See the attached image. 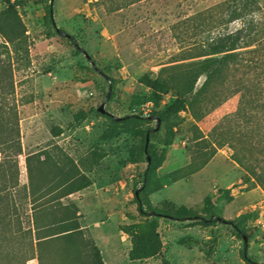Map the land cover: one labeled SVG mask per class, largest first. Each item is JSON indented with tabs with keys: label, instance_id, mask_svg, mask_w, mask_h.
<instances>
[{
	"label": "rangeland",
	"instance_id": "rangeland-1",
	"mask_svg": "<svg viewBox=\"0 0 264 264\" xmlns=\"http://www.w3.org/2000/svg\"><path fill=\"white\" fill-rule=\"evenodd\" d=\"M9 1L25 27L18 51L0 36V51L13 71L20 152L10 163L18 183L28 185L31 156L43 178L57 168L56 178L63 180L74 165L90 184L59 199L77 228L44 241L29 260L27 242L10 238L0 245V264H98L101 252L125 255L133 264H264V230L257 224L264 184L239 140L245 92L228 96L200 120L180 112L171 133L160 127L144 183L149 207L161 214L154 237H149L150 219L137 210L134 191L147 169L141 132L155 122L120 121L147 117L155 108L144 100L151 93L146 78L201 59L179 60L199 51L209 37L240 27L222 8L228 0ZM50 3L54 25L45 12ZM90 59L104 76L92 69ZM106 78L112 82L104 99ZM173 99L164 95L158 108ZM220 132L227 141L223 146L216 143ZM52 203L43 205L42 215ZM206 207L221 221L192 218L204 215ZM153 249L159 250L152 256L130 258L131 251L141 256Z\"/></svg>",
	"mask_w": 264,
	"mask_h": 264
},
{
	"label": "trees",
	"instance_id": "trees-1",
	"mask_svg": "<svg viewBox=\"0 0 264 264\" xmlns=\"http://www.w3.org/2000/svg\"><path fill=\"white\" fill-rule=\"evenodd\" d=\"M222 8L228 12L230 21H240V27L209 37L199 51L179 60L197 57L201 59L162 68L155 78H146L144 82L151 93L144 100L153 102L155 108L147 117L129 115L120 119L145 123L147 126L155 122V127L148 126L141 132L140 153L145 156L147 169L142 174L143 185L134 191L139 214L150 219L149 237L156 236L158 220L161 217L160 213L149 207L144 185L156 158L154 142L161 126L171 133L172 120L180 112L186 111L194 120H200L229 98L228 96L245 92L240 107L239 140L246 157L258 171L264 184V0H228L222 3ZM45 12L48 21L54 25L51 3ZM0 36L14 52L23 47L25 27L9 0H5L0 9ZM69 41L76 46L72 38ZM4 53L5 51H0V245L6 246L13 237L24 239L29 248L26 260H29L34 258L35 250L38 251L44 241L62 233L69 234L77 228L59 199L87 187L90 182L76 171L74 165L63 172V180L56 178L57 168L51 169L46 178H43L38 174L40 168L31 165L32 157L28 156V185H19L17 171L10 163L11 156L20 152L18 114L13 97L12 65L3 58ZM89 63L94 71L104 76L103 71L91 59ZM200 78L202 82L197 86ZM111 82V79L106 78L108 91L104 99L110 95ZM222 93L223 95H219ZM166 94L173 95V101L158 108ZM107 116L113 123L117 122L112 115ZM158 122L159 127L156 128ZM226 142L220 132L217 145L223 146ZM262 143L263 146L259 147ZM52 193L54 194L51 195ZM49 194L51 197L48 198ZM43 198L46 199L45 202L41 201ZM50 202L53 203L47 207L46 214L42 215L41 209L45 208L43 205ZM25 211L28 224L26 227L22 226L21 221V214L24 215ZM192 218L208 223L221 221L207 207L204 215ZM234 228L243 239V231L237 226ZM158 250L153 249L141 256L131 251L130 258H145L154 255ZM98 264H103L100 258Z\"/></svg>",
	"mask_w": 264,
	"mask_h": 264
},
{
	"label": "crops",
	"instance_id": "crops-1",
	"mask_svg": "<svg viewBox=\"0 0 264 264\" xmlns=\"http://www.w3.org/2000/svg\"><path fill=\"white\" fill-rule=\"evenodd\" d=\"M78 219L80 221V226L83 227L82 219L81 218ZM101 260L103 264H133L132 262L126 259L125 255H118L117 253H112V252L107 254L101 252Z\"/></svg>",
	"mask_w": 264,
	"mask_h": 264
},
{
	"label": "built area",
	"instance_id": "built-area-1",
	"mask_svg": "<svg viewBox=\"0 0 264 264\" xmlns=\"http://www.w3.org/2000/svg\"><path fill=\"white\" fill-rule=\"evenodd\" d=\"M257 224L264 230V205H261L257 210Z\"/></svg>",
	"mask_w": 264,
	"mask_h": 264
},
{
	"label": "water",
	"instance_id": "water-1",
	"mask_svg": "<svg viewBox=\"0 0 264 264\" xmlns=\"http://www.w3.org/2000/svg\"><path fill=\"white\" fill-rule=\"evenodd\" d=\"M74 44L76 45V43L74 42ZM90 61V60H89ZM100 110V109H99ZM159 127V122L157 123V126H156V128H158Z\"/></svg>",
	"mask_w": 264,
	"mask_h": 264
}]
</instances>
